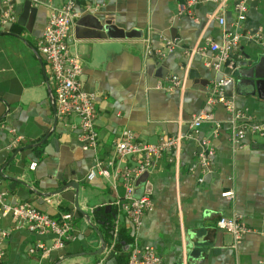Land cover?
Listing matches in <instances>:
<instances>
[{
	"label": "crops",
	"instance_id": "obj_1",
	"mask_svg": "<svg viewBox=\"0 0 264 264\" xmlns=\"http://www.w3.org/2000/svg\"><path fill=\"white\" fill-rule=\"evenodd\" d=\"M25 1L0 0V13L11 9L15 17L0 20V195L6 204L30 203L57 221L72 214L71 238L42 264L127 262L135 232L127 216L111 206L124 194L123 182L101 176L88 180V174L97 162L115 158L124 130L139 142L156 143L162 136L190 134L201 111L221 123L218 135L213 123H203L185 139L178 158L165 154L154 170L136 179L135 195L149 194L152 207L135 237L154 247L164 264H264V137L247 133L235 149L233 114L221 104H208L215 82L230 75L234 84L227 94L241 114L239 123L263 122L264 86L249 85L237 65L233 71L207 66L215 55L209 43L224 44L226 32L242 36L232 56L237 64L247 53L264 51V0H247L248 13L240 23L235 5L242 0H229L219 11L214 2L198 4L182 14L187 0H76L78 18L68 46L83 62L85 91L96 97L99 134L97 148L88 151L79 118L56 115L50 66L39 48L52 7L64 0H31L32 13L24 12ZM215 12L225 17L224 25L211 20ZM106 23L115 26L112 36H136L98 38L104 32L97 25ZM166 40L175 49L161 58L158 51ZM193 48L197 51L190 54ZM173 77L179 86L173 87ZM208 138L216 152L211 172L200 183L197 159L201 141ZM137 163L132 157L123 161ZM235 215L248 228L237 242L218 226L221 217ZM16 226L11 215L0 220L1 228L11 230L0 264H37L41 253L31 255L30 248L39 242L51 247L55 234ZM116 232L119 243L113 249Z\"/></svg>",
	"mask_w": 264,
	"mask_h": 264
},
{
	"label": "built area",
	"instance_id": "obj_2",
	"mask_svg": "<svg viewBox=\"0 0 264 264\" xmlns=\"http://www.w3.org/2000/svg\"><path fill=\"white\" fill-rule=\"evenodd\" d=\"M208 2L217 4V11H219L226 7L229 0H187L181 6L180 14L185 11L190 12L189 10L192 7ZM248 9L247 0H242L235 5L238 23L246 19ZM210 17L211 20L217 19L221 25L225 24V17L217 16V12ZM77 18L76 0H64L61 6H53L39 48L50 66V80L55 91L56 115L62 120L71 116L79 118L82 131L81 138L84 142L83 150L88 151L96 149L99 143V134L96 129V97L94 94L85 91L81 80L83 62L76 53L70 52L68 46V40ZM0 20L2 22L14 21L15 17L12 15L11 9L0 13ZM224 37L225 42L222 45L214 42L209 43V47L215 55L207 63V66L215 70L227 67L233 71L236 68L237 61L232 56L238 51L242 36L237 32H226ZM164 44V49L158 51V55L161 58H164L175 49V43L172 40H166ZM196 51V48H193L189 50V53L193 54ZM171 82L173 87L180 85V80L177 77L171 78ZM233 84L234 78L230 75L223 76L217 80L208 104L211 107L221 104L233 114L231 142L233 147L237 149L243 146L247 133L264 137V121L253 122L249 120L239 123L241 114L236 112L235 104L227 94L228 88ZM205 122H211L215 125L214 136L216 137L221 128V123L208 111H201L194 116L190 124L192 130L190 134L162 136L156 143L139 142L136 140L134 133L126 129L115 144V158L97 162L88 174V180H94L97 176H101L114 183L123 182L125 192L122 196H117L111 206L117 212L127 216L133 225L135 235L143 225L144 215L152 207V199L149 194H144L140 197L135 195L136 179L141 174L154 170L165 154L170 156L175 154L176 158H178L185 139L193 137L194 133ZM20 139L21 137H17L16 141L18 142ZM200 146L197 163L202 172L199 182L203 183L205 176L212 170L216 151L210 138L202 140ZM129 157L138 161L136 166L123 164V161ZM169 161H172V157H170ZM36 166V163L31 164L32 169H35ZM226 195L231 197L232 193H226ZM9 215L16 220V227L18 228L24 227L28 231L39 235L46 233L55 234L56 239L51 247L39 242L30 248L29 253L31 255L37 252L41 253L37 264H42V261L48 258L52 250L63 248L65 242L71 238L73 216L70 213L63 214L61 221H57L48 214L40 212L30 203H22L15 206L6 204L3 194H1L0 220ZM218 226L231 233L236 242L248 232L246 224L243 223V218L239 215L221 217ZM10 235L11 230L0 227V263L5 257L4 244ZM135 235L129 259L123 264H164L163 258L156 252L155 248L141 245ZM118 239L119 236L116 232L114 233L113 249L119 243Z\"/></svg>",
	"mask_w": 264,
	"mask_h": 264
},
{
	"label": "water",
	"instance_id": "obj_3",
	"mask_svg": "<svg viewBox=\"0 0 264 264\" xmlns=\"http://www.w3.org/2000/svg\"><path fill=\"white\" fill-rule=\"evenodd\" d=\"M23 10L24 12L29 10V12L32 13L33 11L36 10V8L33 7V3L31 0H26L23 4ZM113 27L115 26L112 23L97 25V29L102 31L101 33L104 32L103 34H98L99 36L97 37L98 38L99 37L100 38H106V37L132 38L136 36L134 32H127V33L123 32V34L120 36H112V35H116V34H112L115 33L114 31H112ZM237 71L242 77L246 79L247 83H249V85H251L253 88L255 87L259 89L262 86H264V51L260 53L258 52L256 54L247 53L245 55V58L240 62H238ZM51 99L54 100L52 95H51ZM54 108L56 109L55 105ZM105 247L106 244L103 243L102 249L104 250Z\"/></svg>",
	"mask_w": 264,
	"mask_h": 264
}]
</instances>
